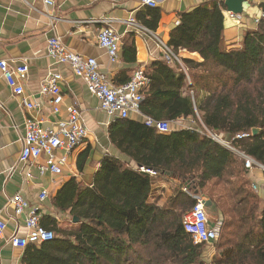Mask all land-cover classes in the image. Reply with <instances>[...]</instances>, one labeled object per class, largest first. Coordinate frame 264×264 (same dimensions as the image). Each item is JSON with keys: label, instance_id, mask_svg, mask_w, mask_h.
Here are the masks:
<instances>
[{"label": "trees", "instance_id": "obj_1", "mask_svg": "<svg viewBox=\"0 0 264 264\" xmlns=\"http://www.w3.org/2000/svg\"><path fill=\"white\" fill-rule=\"evenodd\" d=\"M223 10L222 0L205 1L181 12L169 31L166 45L175 54L184 49L202 58L182 60L190 82L177 62L170 68L157 60L146 67L141 113L170 122L189 119L194 127L159 133L143 120L113 119L108 139L126 159L104 155L90 186L74 178L65 182L52 205L71 221L76 217L77 227L61 228L56 218L43 215L41 225L54 236L26 246L21 264H206L204 245L185 232L182 214L195 203L189 191L204 193L212 185H221L222 195L209 200L217 206L226 200L221 212L231 215L222 217L217 252L208 264H264V201L241 158L204 133L249 134L231 143L264 166V19L243 31L239 46L228 47ZM147 16L141 24L154 31L157 9H148ZM122 55L134 62L133 43ZM252 128L259 132L252 135ZM140 167L179 181L162 206L152 200L155 178Z\"/></svg>", "mask_w": 264, "mask_h": 264}, {"label": "crops", "instance_id": "obj_2", "mask_svg": "<svg viewBox=\"0 0 264 264\" xmlns=\"http://www.w3.org/2000/svg\"><path fill=\"white\" fill-rule=\"evenodd\" d=\"M156 1V6L150 7L139 0H53V5H47L44 0H0V60H6L10 66L27 63V73L21 78L23 96L35 104L34 108L27 109L23 105L22 96L13 94L0 71V219L6 222V229L0 236V264H21L24 249L12 247L8 239L13 234L23 236L27 232L23 217L15 216L13 208L7 204L9 196L20 192L30 207L38 209L41 217L48 215L56 218L61 228H76L77 224L67 223L68 214L57 210L52 205L51 198L71 178L83 186H90L104 155L126 159L111 144L107 135L108 125L117 116H110L102 111L98 99L87 90L83 80L74 75L68 66L56 63L49 56L48 40L53 36L59 37L69 50L96 58L100 70L114 84L129 80L139 68L146 72V67L153 61H163L171 68L175 66V62L164 58L158 40L143 30L132 28L128 20L133 18L142 23L148 18L147 10L156 8L158 21L154 31H151L166 44L169 31L179 21V14L209 0ZM261 10H264V0H244L241 19L229 18L224 8L223 36L228 47L239 46L243 31L255 27L252 19ZM96 19L106 21L95 22ZM106 26L119 36V59L115 62L110 61L105 50L97 44V34L100 28ZM131 43L135 47L134 62L125 61L122 55V48ZM177 56L184 67L183 59L202 61L198 53H190L184 49L179 50ZM55 71L61 74L64 93V102L57 115L52 113L48 98L39 92L46 75ZM186 80H191L187 69ZM72 101L77 102L88 135L70 153L63 172L60 175L49 171L41 174L39 167L44 164L43 156L26 162L20 161L26 117L32 116L44 126H54L57 121L66 118L65 107ZM128 117L143 120L142 116L134 113H130ZM169 123L170 130L194 127L189 119L181 118ZM223 138L229 140L231 137ZM62 154L63 150L57 151L58 156ZM130 163L134 164L133 161ZM248 173L251 187L256 186L255 190L252 189L264 201V175L255 168L248 170ZM152 177L155 178L152 200L157 199V204L162 206L180 183L174 176L158 174ZM256 178L263 181H259L257 185L254 181ZM42 190L47 192V197L41 201L38 195ZM198 193L208 199L211 197L207 193ZM217 218L223 220L221 214ZM203 256L205 258V254Z\"/></svg>", "mask_w": 264, "mask_h": 264}, {"label": "built area", "instance_id": "obj_3", "mask_svg": "<svg viewBox=\"0 0 264 264\" xmlns=\"http://www.w3.org/2000/svg\"><path fill=\"white\" fill-rule=\"evenodd\" d=\"M142 4L155 7L156 0H139ZM47 5H53V0H44ZM229 18L241 19L242 14H233L226 11ZM264 19V10H261L253 17V24L256 26L260 20ZM95 22H105L106 20H94ZM128 24L136 30H143L153 35L159 46L163 49L164 58L169 62L180 60L162 40H160L150 29L143 26L138 21L130 18ZM97 44L103 48L110 61L115 62L119 59L120 40L115 31L106 26L100 28L97 34ZM47 52L58 64H65L72 73L80 77L86 85L87 90L93 94L99 101V107L110 116L126 118L130 113L143 117L145 125L153 127L159 133H168L170 123L165 120H155L144 116L140 111V105L143 101L142 90L148 83V77L143 68L135 70L131 78L123 84H114L99 68V64L94 57L83 56L69 50L59 39L53 36L48 40ZM181 68L186 73V68L181 64ZM28 66L22 62L16 66H10L6 60H0V71L5 77L8 86L13 94L21 95L23 105L27 109H32L35 104L28 101L24 95V87L21 78L27 73ZM20 78V79H19ZM61 74L57 71L49 72L40 84V94L47 97L51 105V111L57 115L60 112L64 102V93L61 87ZM66 118L57 121L54 126H44L40 120L28 116L25 119V134L22 139V149L19 160L26 162L29 159L44 158V164L39 167L40 173L49 171L54 175H60L68 164V156L78 147L87 137L88 129L85 126L79 107L76 101H72L65 107ZM204 133L212 140L222 146L232 150L237 154L245 168H261L264 172V166L256 162L253 158L237 150L231 143L233 139H241L249 136L247 133H239L225 139L221 135L205 128ZM58 150H63L64 154L57 155ZM141 171L148 172L155 176L154 170L140 167ZM255 190L256 186H252ZM185 190V189H184ZM195 200L194 205L182 215V225L185 232L190 236L194 243L203 244L206 249L214 250V242L218 239L222 227V219L211 220L206 210L205 201L208 200L202 194L189 193ZM47 192L42 190L39 200H44ZM7 204L13 208L15 216H22L27 232L23 236L13 234L8 242L12 247L24 249L28 245H39L42 242L51 240L54 236L53 231L41 225V216L37 208L29 206L28 201L20 193L16 192L7 198ZM6 229V222L0 219V236ZM214 252H211L210 255Z\"/></svg>", "mask_w": 264, "mask_h": 264}, {"label": "rangeland", "instance_id": "obj_4", "mask_svg": "<svg viewBox=\"0 0 264 264\" xmlns=\"http://www.w3.org/2000/svg\"><path fill=\"white\" fill-rule=\"evenodd\" d=\"M255 170H258V171H260L262 174H263V170L261 169V168H258V167H255ZM263 178V177H262ZM258 178H256L254 181H255V183L258 185L259 183V181H263L262 179H259V180H257ZM262 188H264V186H262ZM259 190V189H258ZM202 192H204V193H207L208 195H212L213 194V196L215 197V198H217L218 196H220V195H222V186L221 185H212V188H211V190H207V189H205V190H203ZM261 192V191H260ZM189 193H191L190 191H189ZM219 200V199H218ZM218 208H217V206H216V204L215 203H211V205L210 206H208V207H206V210H207V213H208V215H209V218L211 219V220H214V219H216L217 217H218V215H222V217L225 219L227 216H230L231 214H224V212L222 213L221 211L223 210V208L225 209V208H227L226 207V200H224V199H220L218 202ZM222 209V210H221ZM186 212V211H185ZM184 212V213H185ZM183 213V214H184ZM182 214V215H183ZM68 224H75L73 221H71L70 220V218L68 219V222H67ZM229 227L227 226V228H226V226H225V228L223 229V233H226L227 235H229L228 234V232H229ZM222 239H224L223 237H222ZM211 252H217L216 251V249H214V250H210V249H206L204 246H203V254H202V257H201V259L206 263V264H208V263H210V261H211V259L214 257V255H215V253H214V255L212 256V258H209V254L211 253ZM155 254H161V252H153L152 253V255H155ZM205 254V258H204V255Z\"/></svg>", "mask_w": 264, "mask_h": 264}, {"label": "water", "instance_id": "obj_5", "mask_svg": "<svg viewBox=\"0 0 264 264\" xmlns=\"http://www.w3.org/2000/svg\"><path fill=\"white\" fill-rule=\"evenodd\" d=\"M223 6L226 11L231 12L233 14H242L243 12V2L244 0H222ZM252 135H255L259 132L258 128H252ZM197 193V192H195ZM211 205V201L208 199L205 201V206L208 207ZM78 219L76 217L73 218V222H76Z\"/></svg>", "mask_w": 264, "mask_h": 264}]
</instances>
